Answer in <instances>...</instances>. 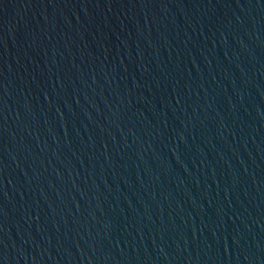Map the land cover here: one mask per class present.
Masks as SVG:
<instances>
[{
  "label": "water",
  "instance_id": "95a60500",
  "mask_svg": "<svg viewBox=\"0 0 264 264\" xmlns=\"http://www.w3.org/2000/svg\"><path fill=\"white\" fill-rule=\"evenodd\" d=\"M0 264H264V0H0Z\"/></svg>",
  "mask_w": 264,
  "mask_h": 264
}]
</instances>
